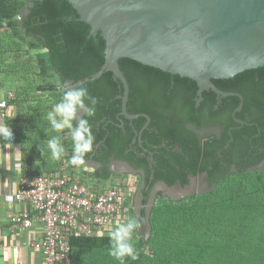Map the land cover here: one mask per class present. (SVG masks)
<instances>
[{"label":"trees","instance_id":"16d2710c","mask_svg":"<svg viewBox=\"0 0 264 264\" xmlns=\"http://www.w3.org/2000/svg\"><path fill=\"white\" fill-rule=\"evenodd\" d=\"M25 6L27 12L18 18ZM4 40L14 43L9 47L2 44ZM27 46L33 50L34 55L30 50L27 53L30 58L35 57V66L43 79L26 77L30 72H26L27 60H20L21 56L16 58L22 66L20 71L7 63L8 53H15L16 48L20 49L19 54ZM105 49L101 31L94 34L91 25L80 19L68 0H0V81L7 92L14 93L3 125L10 126L14 141L8 142L22 145L29 164L39 160L46 165V172H53L60 170L67 154L72 153L71 136L67 135L69 140L65 138L69 130L59 134L52 131L47 113L61 99L57 83L72 87L70 81L77 83L92 76L105 62ZM120 66L130 85L128 111L150 116L151 123L143 130L142 140L143 146L154 153V160H150L148 152L142 154L139 142L138 133L147 118L139 116L131 120L122 115V82L113 72L105 71L96 80L82 84L98 100L95 116L85 117L95 136L93 151L86 155L85 161L100 163L97 173L104 179L111 176L109 165L113 157L144 170L146 184L141 189L144 219L158 181L186 186L190 182L189 173L198 175L207 171L209 183L217 185L210 191L178 200L158 194L150 212V234L134 242L136 260L130 257L117 260L111 256L108 233H104L71 236V259L77 248L86 251L85 260L71 264H224L223 260H252V255L256 257L254 260H264V165L252 168L264 160V152L259 150L264 145V66L231 78L213 79L220 89L244 96L243 109L237 112L239 118L248 120L244 124L233 118V111L241 102L237 95L221 96L224 105L215 109L218 94L206 90L203 101L196 107L198 84L192 78L129 57L121 58ZM174 114L179 119L171 122ZM219 119L224 121L222 137L203 144L185 126L187 121L197 128L214 125ZM231 126H234L232 133ZM56 135L61 137L65 148L58 161L51 159L47 147L48 140ZM135 136L138 140L134 144ZM163 143L179 145L185 155L164 147ZM233 164L235 170H231ZM151 173L153 181L149 179ZM132 178L113 186L126 192L128 187L132 195L136 189ZM132 199L133 196L128 197ZM118 219L108 228L126 223L128 218Z\"/></svg>","mask_w":264,"mask_h":264},{"label":"water","instance_id":"95a60500","mask_svg":"<svg viewBox=\"0 0 264 264\" xmlns=\"http://www.w3.org/2000/svg\"><path fill=\"white\" fill-rule=\"evenodd\" d=\"M80 19L89 23L92 32L101 31L106 41L105 62L92 76L72 87L94 81L111 71L122 82V115L128 119L145 116L128 111L130 85L120 66V59L133 58L164 71L189 77L198 84L196 106L203 92L213 90L219 96L238 95L241 99L234 111L236 117L244 105L241 93L220 89L213 79H225L248 69L264 66V0H68ZM81 115L83 113L81 112ZM96 166L100 163L92 161ZM121 172L137 173L128 162L113 160ZM190 184L169 185L159 182L150 199V212L156 194L163 190L172 199ZM202 185H207L202 182ZM217 185L215 183L212 189ZM193 194V193H191ZM150 234V233H149Z\"/></svg>","mask_w":264,"mask_h":264},{"label":"built area","instance_id":"2783aa9c","mask_svg":"<svg viewBox=\"0 0 264 264\" xmlns=\"http://www.w3.org/2000/svg\"><path fill=\"white\" fill-rule=\"evenodd\" d=\"M13 97L9 91L0 98V125ZM15 200L27 202L29 208L11 216L14 226L30 228L37 222L43 227V237L33 245L42 252L44 264H71V236L104 234L108 225L129 214L126 190L112 186L100 192L83 178L67 174L47 172L23 178Z\"/></svg>","mask_w":264,"mask_h":264},{"label":"crops","instance_id":"0c3cea01","mask_svg":"<svg viewBox=\"0 0 264 264\" xmlns=\"http://www.w3.org/2000/svg\"><path fill=\"white\" fill-rule=\"evenodd\" d=\"M7 90L0 81V98H3ZM9 92V91H8ZM82 116L81 113H78ZM71 136L70 131H68ZM69 136V137H70ZM70 149L69 151H71ZM72 153H68L64 160V165L60 170L50 173L73 175V177L83 178L93 189L104 191L112 187L115 183L125 182V179L130 180L129 172H121L119 168L110 166L111 176L102 178L98 175L97 170L101 165H94L92 161H88L79 168L72 166L69 163ZM46 166V165H45ZM44 162L34 160L30 164L24 158L23 147L21 144L3 142L0 140V264H44V256L40 250L34 247V242L43 237V227L35 222L32 227L24 228L23 226H14L11 222V216L23 209H28L27 202H19L15 200V193L19 183L23 178H33L38 174L47 173ZM73 172V173H72ZM133 192V198L138 201V209L136 211V220L141 224L138 231L133 233L132 240L135 242L142 237L144 229L143 221L148 222L146 218H142V197L140 189L143 186H136ZM129 202V201H128ZM128 217V216H127ZM142 219V220H141ZM121 224V223H120ZM117 225L106 229V234L114 230ZM93 255V254H92ZM88 256V255H87ZM86 258L85 249L77 248L75 256L73 255V263L83 261Z\"/></svg>","mask_w":264,"mask_h":264},{"label":"clouds","instance_id":"9594fccd","mask_svg":"<svg viewBox=\"0 0 264 264\" xmlns=\"http://www.w3.org/2000/svg\"><path fill=\"white\" fill-rule=\"evenodd\" d=\"M57 88L62 93L61 99L47 113V121L50 129L55 133L59 134L65 129L70 131L73 148L69 163L79 168L85 163L86 155L93 151L95 136L92 133L89 120L85 117L95 116L98 100L91 96L88 88L83 85L68 87L57 83ZM81 112L84 114L83 117L78 115ZM0 140L5 144L9 140L14 141L10 126L0 125ZM47 147L50 150L51 159L54 161L60 160L65 153L59 135L49 139ZM140 227L141 224L138 220L128 218L126 223H121L114 230L109 231V254L117 260H123L124 257L136 260L138 254L131 241L133 233L138 231Z\"/></svg>","mask_w":264,"mask_h":264},{"label":"rangeland","instance_id":"374dc122","mask_svg":"<svg viewBox=\"0 0 264 264\" xmlns=\"http://www.w3.org/2000/svg\"><path fill=\"white\" fill-rule=\"evenodd\" d=\"M26 12H27V8L25 6L20 11V13H19L20 15L18 16V18L22 17ZM19 40L21 41V43H24L25 44V42L23 41V39H20L19 38ZM8 41L9 40H7V41L4 40V42L2 44H5L6 46H9L10 45L9 47H11L13 45V43H14V40L9 41V42H12V44L11 43L9 44ZM19 50L20 49L17 50L15 48V50H14V51H16L15 53H8V55H10V57H8V62L7 63L9 65L11 64V66H15L16 67V70H19L20 71V69H21L22 66L20 65V63L17 64L16 58H17V56H21L19 58L20 60L23 59V58H25L27 60L26 61L27 67L25 68L26 72H30V73H26L27 74L26 77H28V79H30V80H40V79H43V76L42 75H39V73H38L40 69H38V67L35 66V57H33L34 53H33V50L31 49V47L30 46L24 47V48L21 49L20 53L17 54V52ZM29 50L33 54L32 55V58H30L31 55H29L27 53V52H29ZM17 65H18V68H17ZM30 66H31V68H30ZM49 80L52 81V80H54V78L49 77ZM67 135H69V133H67L65 135V138L67 140H69V138H67ZM130 174H131L130 177H133L132 179L134 180L135 184H137L136 186L139 187L141 185V183H140V179H141L140 174L139 173L138 174L137 173H130ZM207 191H210V190H207V188L202 185V181L201 180H196V181H193L188 186V188H185V190L184 189L183 190H180L179 192H177L178 194H172V195H180L182 193H190V194H187V195L184 196V197H186L188 195H193V194L200 193V192L204 193V192H207ZM127 192H128V197L134 195L133 191H132L133 195H130V190H129L128 187H127ZM191 193H193V194H191ZM158 194H161V195L166 196L163 193V190H159L158 193L156 194L155 201H156V199L158 197ZM184 197H182V198H184ZM182 198H178V199H182ZM128 201H129L128 202L129 214H128V217L127 218H134V219H136V214H137L136 211L138 209V204H137L138 201H135L134 198L132 200H128ZM149 206H150V203H149V205L147 207V213H148V210H149ZM143 224H144V231H142V235L146 239V237H148L149 236V233H150L149 232V225H148V222L146 220L143 221ZM219 239H221V238H219ZM221 240H223V239H221ZM131 242H132L133 245L135 244L133 242V240ZM255 258L256 257L254 255H252V260H250L249 258H247L245 260H237L238 259L237 258V259H233V260H223V261H224V264H264V260H260L259 258L256 259V260H254Z\"/></svg>","mask_w":264,"mask_h":264},{"label":"flooded vegetation","instance_id":"af4514ba","mask_svg":"<svg viewBox=\"0 0 264 264\" xmlns=\"http://www.w3.org/2000/svg\"><path fill=\"white\" fill-rule=\"evenodd\" d=\"M212 90V89H211ZM223 90V89H222ZM226 91V90H225ZM233 92H235V91H233ZM236 93H239V92H236ZM222 96V95H221ZM221 96H219V98H218V100H217V102H216V104H215V109H217V108H219L220 106H222V105H224V100L223 99H221L220 97ZM230 96V95H229ZM236 96V95H235ZM238 96V95H237ZM222 97H227V96H222ZM203 101V100H202ZM244 106V105H243ZM197 107V106H196ZM243 109V108H242ZM236 110V109H235ZM234 110V111H235ZM234 111H233V118H234V120L237 122V123H241V124H244V123H246V122H248V120L247 121H245V120H243L242 118H239L238 116H237V113H236V117L238 118V119H240V120H242V122H239V121H237L236 120V118H235V116H234ZM239 112V111H238ZM177 119H179V116L178 115H171V118H170V120H171V122H172V120H177ZM131 120H134V119H131ZM147 122V121H146ZM150 123H151V119H150ZM149 123V124H150ZM223 123H224V121L223 120H221V119H219V121L216 123V124H214V125H206V126H203V127H199V128H197V127H195L191 122H189V121H187V122H185V126H186V128L188 129V130H192V131H194L195 132V134L197 135V137H198V140H199V142L200 143H204L206 140H209V139H212V138H221L222 137V125H223ZM146 124V123H145ZM122 125H124V122L122 123ZM234 126H231L230 128H229V132L230 133H232V128H233ZM241 127V126H240ZM139 134V142H140V144H142V146H143V140H142V133H141V131H140V133H138ZM261 135V131L259 132V134H257V136H260ZM138 140V138L135 136L134 138H133V143L135 144L136 143V141ZM163 145H164V147H166V146H168V148L169 149H171V150H176L177 152H183V150H182V148L179 146V145H177V144H174L173 146H169V145H167V143H163ZM229 146V144H227L226 145V147H228ZM259 150L260 151H262V152H264V145L263 146H261L260 148H259ZM148 152V154H149V156H150V160L151 161H153L154 160V158H153V155H154V153L152 152V151H149V149L147 148V147H145V146H143V152H142V154H144V153H147ZM220 152H221V150H220ZM183 154L185 155V153L183 152ZM167 155V154H166ZM120 160V159H116V158H112L111 159V161H110V165L109 166H113V167H115V168H119L120 166H118V165H116L115 163H113V160ZM121 161H124V160H121ZM127 162V161H126ZM130 164V163H129ZM101 165V164H100ZM131 165V164H130ZM264 165V160L260 163V164H258V165H256V166H253L252 168H255V167H261V166H263ZM132 166V165H131ZM133 167V166H132ZM134 169H136V171H137V174L139 173L140 174V177H141V179H140V183H141V186H145V184H146V175H145V172H144V170H142V169H137V168H135V167H133ZM236 169V166L233 164L232 166H231V170H235ZM208 175H209V173L207 172V171H204V172H202V173H200V174H198V175H193L192 173H189V179H190V182L188 183V184H191L193 181H196V180H201L202 182H206L207 183V185H205V187L207 188V190H211L212 189V187H213V185L215 184H213V185H211L210 183H209V181H208ZM149 179H150V181H153V179H154V173H151V175H150V177H149ZM159 182H164V181H158V182H156V184H155V186H154V188H153V191H152V194L154 193V191H155V188H156V185L159 183ZM176 184H181L180 182H177ZM175 184V185H176ZM187 184V185H188ZM204 186V185H203ZM143 187L141 188V189H143ZM141 189H140V191H139V193H140V196H141Z\"/></svg>","mask_w":264,"mask_h":264}]
</instances>
